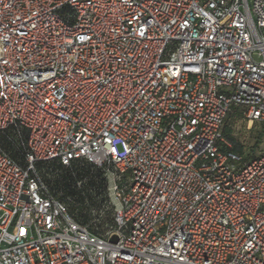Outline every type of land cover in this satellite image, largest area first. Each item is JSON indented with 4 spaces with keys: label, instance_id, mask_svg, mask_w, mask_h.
Listing matches in <instances>:
<instances>
[{
    "label": "built area",
    "instance_id": "obj_1",
    "mask_svg": "<svg viewBox=\"0 0 264 264\" xmlns=\"http://www.w3.org/2000/svg\"><path fill=\"white\" fill-rule=\"evenodd\" d=\"M237 108L264 124V0H0V264H264ZM51 161L101 171L91 221Z\"/></svg>",
    "mask_w": 264,
    "mask_h": 264
},
{
    "label": "trees",
    "instance_id": "obj_2",
    "mask_svg": "<svg viewBox=\"0 0 264 264\" xmlns=\"http://www.w3.org/2000/svg\"><path fill=\"white\" fill-rule=\"evenodd\" d=\"M233 118H242V109H235L234 113L226 120L223 127V135L230 143V146L223 144L222 149L244 154V145L234 134ZM263 135L264 127L256 137L252 151L259 147ZM255 156L246 157L253 158ZM41 170L45 181L57 191H64V199L70 198V209L75 211L82 222H89L94 218L91 211L95 210L98 213L101 210L105 201L107 182L101 171L95 166L78 161L67 167L58 161H51L41 165ZM79 180H83L81 186L77 184Z\"/></svg>",
    "mask_w": 264,
    "mask_h": 264
},
{
    "label": "rangeland",
    "instance_id": "obj_3",
    "mask_svg": "<svg viewBox=\"0 0 264 264\" xmlns=\"http://www.w3.org/2000/svg\"><path fill=\"white\" fill-rule=\"evenodd\" d=\"M232 124L235 136L244 145L245 156H255L264 153V135L259 147L252 151V146L259 132L263 130L264 124L250 125L247 121L243 120V118H233Z\"/></svg>",
    "mask_w": 264,
    "mask_h": 264
},
{
    "label": "water",
    "instance_id": "obj_4",
    "mask_svg": "<svg viewBox=\"0 0 264 264\" xmlns=\"http://www.w3.org/2000/svg\"><path fill=\"white\" fill-rule=\"evenodd\" d=\"M113 241H117V237H113Z\"/></svg>",
    "mask_w": 264,
    "mask_h": 264
}]
</instances>
